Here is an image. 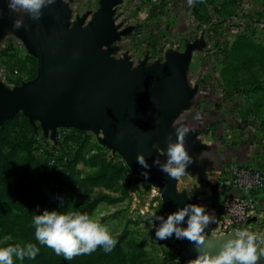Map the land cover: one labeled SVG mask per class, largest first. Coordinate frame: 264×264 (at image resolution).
<instances>
[{"label":"rangeland","instance_id":"1","mask_svg":"<svg viewBox=\"0 0 264 264\" xmlns=\"http://www.w3.org/2000/svg\"><path fill=\"white\" fill-rule=\"evenodd\" d=\"M74 1L87 13L93 7L99 8V0ZM123 2L117 21L123 29L132 28V32L117 47L133 53L134 62L143 60L149 51L153 52L149 63L157 58L163 61L170 50L184 52L187 43L205 42L202 51L194 52L188 79L197 77L206 91L198 93L193 106L181 114L176 124L199 132L201 142L209 146L200 159L209 160L215 167L208 176L215 191L201 187L197 176L189 174L179 178L178 190L187 191L199 206L215 213L226 188L220 174L223 166L264 161V0H223L221 18L213 16L212 20L189 14L190 7L184 2L159 8L140 0ZM233 5L234 11L230 13ZM13 67L20 69L22 78L17 82L9 80V87L32 80L38 63L22 41L8 33L0 42V68ZM58 133L61 135L58 148L69 157L67 165L57 170L65 180L59 211L74 212L99 196L109 197L113 201L99 203L90 216L107 225L114 238L125 236L122 247L127 264H188L181 262L178 255L182 240L175 236L158 240L155 236L159 221L152 223L149 218L153 213L167 218L159 190L145 179L131 176L123 158L100 144L101 134L73 129H59ZM8 135L14 144L33 137L29 151L22 146L19 150L29 152L41 165H45L46 157L55 147L41 129L32 135L22 117L8 127ZM236 158L241 162L233 160ZM46 177L49 178L48 171ZM51 183L48 182L49 187ZM260 194L262 198L264 190ZM17 214L19 210L2 196L0 182V223L15 222ZM17 231L7 233L0 228V243H21ZM205 235L217 236L215 229L208 227Z\"/></svg>","mask_w":264,"mask_h":264},{"label":"water","instance_id":"2","mask_svg":"<svg viewBox=\"0 0 264 264\" xmlns=\"http://www.w3.org/2000/svg\"><path fill=\"white\" fill-rule=\"evenodd\" d=\"M73 1L57 0L44 10L39 22L25 16V23L31 25L25 31L13 29L17 17L0 0V42L12 33L38 63L36 77L14 88L0 78V126L23 114L35 131L41 129L44 137L54 143L61 128L101 134L100 144L123 158L131 176H139L159 190L165 216L187 204L198 205L187 191L179 192V179L170 178L153 162L157 158L161 163L167 160L166 155L159 156L157 148L166 152L170 134L175 142L173 123L198 96L188 74L194 52L205 48L204 40L187 43L184 52L168 51L163 61L149 63L147 54L134 65L128 53L116 57L118 42L132 32V28L123 29L115 20L123 0H101L94 13L78 16L75 21ZM186 148L195 160L188 174L197 176L201 187L215 191L208 179L215 167L209 160L200 159L209 146L201 142L199 132L192 130L187 135ZM139 154L145 155L152 167L140 166ZM144 172L149 175L144 176ZM216 225L212 223L208 228L215 229ZM182 226L187 227L186 222ZM234 232L205 235L204 248L218 254ZM178 255L181 262L188 263L198 253L193 243L182 239ZM263 262L264 258L260 264Z\"/></svg>","mask_w":264,"mask_h":264},{"label":"clouds","instance_id":"3","mask_svg":"<svg viewBox=\"0 0 264 264\" xmlns=\"http://www.w3.org/2000/svg\"><path fill=\"white\" fill-rule=\"evenodd\" d=\"M10 13L16 15L12 27L14 30L29 31L30 24L25 23L27 16L33 22H39L44 16V10L57 3V0H4ZM189 7L203 0H187ZM3 9L0 8V18ZM176 140L171 134L167 137V150L157 148L159 156H167L161 163L157 158L153 163L161 172L173 179L188 175V167L195 162L186 148V137L191 133L187 126L177 127L175 122ZM137 162L144 169L152 167L147 163L145 155L139 154ZM148 176V172L143 173ZM187 218V220H186ZM152 223L159 221L155 230L158 240L187 239L195 245L197 258L188 264H260L264 258V233H253L249 230H237L223 244L218 254L204 248L206 243L205 229L212 223H217L215 213H208L206 207L187 204L179 210L164 216L155 213L149 218ZM186 222L187 227L182 225ZM32 225L35 229V240L41 246L52 249L57 256L73 260L82 255H91L97 249L110 254L118 244L107 225L99 223L93 216L73 211L44 210L42 214L33 216ZM40 253L37 243L9 245L0 247V264H14V260H34Z\"/></svg>","mask_w":264,"mask_h":264},{"label":"trees","instance_id":"4","mask_svg":"<svg viewBox=\"0 0 264 264\" xmlns=\"http://www.w3.org/2000/svg\"><path fill=\"white\" fill-rule=\"evenodd\" d=\"M19 117L24 119L32 135H37L38 132L35 131L23 114L0 126V182L2 183V196L19 210V214L15 216V222L3 220L0 223V228L7 230V233L18 230V238L21 242L7 241L0 243V247L37 243V246L40 247V253L34 260H14V264H127L126 254L122 247L124 235L115 237L118 240V244L110 254H105L102 249H98L91 255L78 256L71 261L66 260L63 256H57L52 249L39 245L35 240V229L32 225L33 216L42 214L44 210L59 211L65 180L62 175H59L60 172L58 174L56 171L55 174L58 178L59 186L56 187L51 183L52 187H49L48 182L52 181V177L49 175L48 179L46 177V160L45 165H41L31 157L29 152L27 154L19 150V147L22 146L26 152L29 151L28 149L33 144V137L30 140L16 144L10 141L8 127L16 123ZM21 153H23L22 156ZM100 176H104V173ZM103 201L113 200L109 197L99 196L93 203L85 207H79L74 212L90 215L96 206Z\"/></svg>","mask_w":264,"mask_h":264},{"label":"built area","instance_id":"5","mask_svg":"<svg viewBox=\"0 0 264 264\" xmlns=\"http://www.w3.org/2000/svg\"><path fill=\"white\" fill-rule=\"evenodd\" d=\"M101 0H99L100 3ZM139 1V0H138ZM143 4L149 7L159 8L162 6H170L177 4L178 2H185L187 0H140ZM72 8V21H75L78 16L87 14L86 9H81L82 5L79 3ZM80 7V8H79ZM98 8H91V13H94ZM118 17V11L115 16L116 23ZM25 46V45H24ZM26 48V47H25ZM120 51V50H119ZM126 52L120 51L116 54L117 58H122ZM153 52L149 51L150 59L153 58ZM118 54L120 56H118ZM131 57V61L134 65H137L141 58L134 62L133 53H128ZM144 56V57H145ZM144 59V58H143ZM158 60V58H157ZM153 60V61H157ZM159 61V60H158ZM196 75H194L195 77ZM0 78L2 82L9 87V80L18 81L22 78L21 71L18 67H13L11 70L6 68H0ZM23 80V79H22ZM198 78L193 76L189 78V83L193 88L197 89L199 85L198 93L203 92V87L199 84ZM24 81L20 82V85ZM198 83V84H197ZM14 83L12 87H16ZM64 129V128H61ZM59 130V129H58ZM57 130V140L61 135ZM66 130V129H64ZM48 141H52L49 139ZM53 142V141H52ZM54 143V142H53ZM69 162V157L65 155L59 148L57 143L52 151L46 157V169L48 175L52 177V183L58 187L59 182L56 176V171L63 169ZM63 166V168H62ZM221 176L225 177L227 181V188L222 195L221 202L218 206V211L215 212L217 218V225L215 228L216 235H227L237 230H242L246 226L248 230L253 233H264V206L261 198V192L264 190V161L260 160L251 164H238L231 163L226 164L220 170ZM264 264V262H263Z\"/></svg>","mask_w":264,"mask_h":264},{"label":"crops","instance_id":"6","mask_svg":"<svg viewBox=\"0 0 264 264\" xmlns=\"http://www.w3.org/2000/svg\"><path fill=\"white\" fill-rule=\"evenodd\" d=\"M222 1L223 0H203L202 3L201 2H197L194 6L189 8V14H194V15H198L200 17H205V18H207L209 20H212L213 16H215V17L217 16L220 19L221 18V16H220L221 6L220 5H221ZM184 3H188V2L186 1ZM232 3L233 2H230V4H232ZM77 4H78V2L74 1V5H77ZM123 5H125L124 2H123V4L121 6H119L117 8L118 14H119V11H121L120 8ZM230 10H232L230 13H233L234 5L230 8ZM218 18H215V19H218ZM203 28H206L205 25L203 26ZM189 76H190V73H189ZM204 91H206V90H204ZM200 135H199V139H201ZM233 160L241 162V160L237 159V158L233 159ZM222 180H223V183H225V187L227 188L228 185H227V181H226L225 177L222 176ZM226 188L224 189V191H222V193L225 192ZM262 200H263V206H264V196L262 197ZM220 202H221V200H220Z\"/></svg>","mask_w":264,"mask_h":264}]
</instances>
